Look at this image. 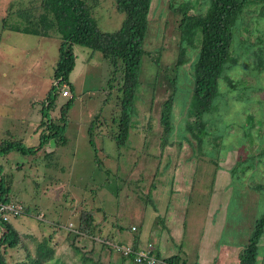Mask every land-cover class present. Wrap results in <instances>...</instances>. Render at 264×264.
Returning <instances> with one entry per match:
<instances>
[{
	"label": "rangeland",
	"instance_id": "obj_1",
	"mask_svg": "<svg viewBox=\"0 0 264 264\" xmlns=\"http://www.w3.org/2000/svg\"><path fill=\"white\" fill-rule=\"evenodd\" d=\"M189 1L191 0H152L146 47L148 50L162 47L163 54L160 65L152 64L148 58L144 60L140 74V80L144 82L139 85L136 105L137 125L132 127L127 141L118 145L115 138L118 129H112L110 119H105L110 118L119 108L117 88L108 90L113 77L110 62L100 51L75 45L76 66L70 75L74 83L75 98L68 110L67 125L62 137L64 141L58 140L61 144L50 141L44 150L52 154L46 158L44 150L36 155L12 152L7 167L14 178V193L26 202H31L32 207L41 210L37 216L45 213L44 217H47L46 209H49L48 217L53 219L52 223L57 222V217L61 215L62 226L76 224L80 210L93 209L96 223H101L104 234L125 242V248H130L129 244H133V226L137 230L138 226L141 228L145 245L149 241L154 243L155 237L164 229L162 224H165V236H174V229L177 227L180 235L184 233L183 245L187 253L183 256L188 260L194 261L200 247L206 246L209 241L211 252L218 255L215 258L216 264H238L239 252L244 247L246 237L244 234L241 237L239 234H231L230 227L234 224L247 233L254 225L256 215L260 217L264 213V192H258L257 188L252 187L253 183L264 182L263 166L243 169L244 175L236 181L230 172L247 152L245 137L238 136L242 133L239 123L244 120L245 108L254 104L252 112L258 118L261 117L258 111L264 115V67L254 57V51L259 45L250 44L252 39L259 41V36L264 37V17H261V6L256 3L246 9L243 21L251 24L248 27L256 36L252 38L248 33H243V38L248 37V46L252 48L248 55L244 44L237 42L239 32L236 31L232 52L239 54L242 51L243 56L241 60L238 59L237 67L227 71L228 77L240 84L232 88L226 79H221V90L216 99L218 110L205 116L207 128L202 143L203 152L215 150L212 142L216 135H226L228 142L235 143L231 151L219 156V161L215 159L220 165L218 168L216 163H204L192 155L190 144L185 148L181 146L180 142L186 144L184 137L175 134L170 138V143L165 145L160 135L163 131L161 111L172 93L177 92L173 112L178 129L184 130L183 127L189 121L187 102L194 83L195 51L189 50L192 55L180 68L176 65L181 40L178 29L181 14L178 9L180 4ZM262 2L264 4V0ZM30 3L32 4L31 0H0V27L5 16L10 17L11 21L20 20L22 17L19 12L27 11L25 8ZM91 3L99 28L103 31L113 32L122 26L125 14L118 11L112 0H95ZM189 13L198 12L192 8ZM22 14L26 15L25 12ZM60 44L58 34L44 37L13 30L2 32L0 145L15 138H23L29 146L39 143L35 130L40 123L42 100L54 82ZM176 74L178 79L175 81ZM243 87L250 98L239 101L240 95L247 97ZM63 89L67 90V96L73 93L68 85ZM109 92L112 94H108ZM66 98L62 96L58 105ZM260 100L261 107L257 103ZM57 112L60 117V107L53 111L54 114ZM260 119L262 118H259L256 128L263 129L264 117L262 121ZM92 121L99 125L93 133L94 146L90 143L89 133ZM230 122H235L236 125ZM147 123L152 128H148L150 125L142 126ZM183 134L186 135L185 131ZM239 142L241 144L236 145ZM159 154H163V157L152 189L149 184L152 183L156 163L151 155H154L157 162ZM0 161L8 160L1 156ZM204 171L207 172V177L205 173L200 174ZM215 171L217 180L213 193L208 184L214 178ZM138 183L140 187L137 186ZM198 191L199 198L193 201V196L196 198ZM203 201L205 207L202 212L198 209L191 210L195 203L201 205ZM180 206L181 209L190 206L186 218L184 213L182 216L175 213ZM184 211L186 212L185 209ZM228 213L233 221L228 219ZM159 214L162 216L161 221L158 219ZM239 214L242 217L237 222ZM22 220L24 225L23 222H16L17 227L22 230L37 226L34 223L38 222L36 218L25 216ZM115 223L123 227L122 231L118 227L114 228ZM59 236L63 238L66 234L60 233ZM261 239L263 242L260 243L259 259L260 264L261 260L264 264V235ZM200 240L203 242L199 243ZM171 246L174 248V244ZM17 254L16 259L21 258L22 255Z\"/></svg>",
	"mask_w": 264,
	"mask_h": 264
},
{
	"label": "trees",
	"instance_id": "obj_2",
	"mask_svg": "<svg viewBox=\"0 0 264 264\" xmlns=\"http://www.w3.org/2000/svg\"><path fill=\"white\" fill-rule=\"evenodd\" d=\"M93 1L95 0H31L32 4L30 3L25 8L27 11L19 12L22 17L20 20L11 21L8 16L2 18L0 43L2 32L13 30L44 37L58 34L61 44L54 82L42 100L40 123L35 130L39 143H33V146H29L23 141V138H15L0 145V157L5 156L8 160L0 161V264H200L197 261L188 260L181 253L167 256L159 250L158 244L150 241L143 245L144 241L139 226L136 232L133 231V244L128 243L131 251L125 253L122 249L125 242L104 234L101 223H96L93 209L83 208L80 210L77 223H70L69 226L64 227L61 224V215L57 217L55 223H52L53 219L48 217L50 216L49 209H46L47 217H44L45 213L42 216L40 214L37 216L41 210L32 207L31 202H26L14 193V178L9 174L11 170L7 167V162L11 161L9 155L15 151L23 155H36L45 148L48 142L54 140L61 144L62 142H58V140L64 141L62 137H64L67 125L68 110L75 98L74 83L70 79V75L76 66L75 45L88 47L92 51H100L103 57L110 62L113 77L110 80L108 90L113 91L117 88L116 99L119 108L117 112L111 114L110 118L104 117L110 119L112 129L115 127L118 129L117 133L115 132L118 145L128 140L132 127L134 124L137 125L135 120L136 105L139 99V85L144 82L142 79L140 80L144 60L148 58L152 64L160 65L163 54L162 47L154 50H148L146 47L152 0H112L118 11L125 14L122 26L113 32L103 31L99 28L91 3ZM253 3L261 6V17H264L262 0H191L188 3L180 4L178 9L181 14L178 25L181 40L176 65L180 68L187 62V59H190L192 54L189 50H194V56L196 55L193 60L192 94L187 102L189 121L183 127L184 130L178 129L173 112L177 92L172 93L164 102L161 111L163 131L160 135L165 145L170 143V138L175 134L184 137L186 144L180 142L181 146L185 148L190 144L192 155L198 157L200 161L203 160L204 163L214 162L217 167L219 164L216 160L219 159V156L231 151L235 143L228 142L226 135L219 137L216 135L212 142L215 150L203 152L202 143L207 128L205 116L218 110L216 99L220 94L221 79L222 81L226 79L232 88L238 87L240 84L228 77L227 71L237 67L238 59L241 60L243 56L242 51L239 54L235 51L232 52L236 31L239 32L237 42L244 44L248 49V55L252 49L248 46V37L243 38V33H248L252 38L256 35L248 27L251 24H245L243 21V15L248 6ZM192 8L196 9L198 13L190 14ZM24 12L26 15L22 14ZM262 30V35H264V29ZM250 44L259 45V48L254 51V57L260 66L264 67V37L259 36V41L252 39ZM259 69L260 67L257 68V70ZM174 78L176 81L178 74ZM65 85H68L73 92L72 96L63 94ZM243 90L247 97L243 98L246 95H240L239 101L250 98L245 92V87ZM108 94H112V92ZM62 96L67 98L59 106L58 102ZM257 103L261 107V100ZM253 105L245 108V121L239 123V130L242 133L237 131L239 138L243 135L242 137L246 139L247 152L243 159L238 160L237 166L232 170L230 169L232 176L235 177L234 181L244 175L243 169H253L255 166L262 165L264 173V123L263 129L261 127L256 128L259 118L263 119L264 115L258 111L257 113L261 115L258 118L252 112ZM59 107L60 117H58V112L53 113ZM262 119L260 120L262 121ZM230 123L236 125L235 122ZM147 125H150L148 128L152 126L150 123L142 126L147 127ZM97 126L99 125L95 121H92L89 126L90 143L93 146V133ZM146 130L148 131V129ZM184 131L186 135L183 134ZM239 144L241 143H236V145ZM44 152V158L52 154V152L45 150ZM206 153L210 155H206ZM158 157L156 162L154 155H151L156 163L152 183L149 184L152 189L154 188L153 181L156 180L160 170L163 154H159ZM203 173L207 177V172H200V174ZM215 177L216 171L214 178H211V183L208 184L211 190L216 184L217 178ZM137 186L140 187V184L138 183ZM243 186L239 189H242ZM252 187L257 188L256 191L258 192H264V182L253 183ZM211 192L214 193L215 191L212 190ZM235 193L238 194V191ZM198 198L199 191L196 198L193 196V201ZM239 205L238 203L237 208L240 211ZM3 206H14L15 209L10 210L3 208ZM25 216L36 218L38 222L34 223L37 226L27 230L18 228L16 222H23L22 218ZM161 217L159 214L158 219L160 220ZM241 217L242 214H239L236 221L240 222ZM228 219H231L229 213ZM231 221L233 220L231 219ZM162 226L166 231L167 225L162 224ZM117 227L122 231L123 227L115 223L114 228ZM164 229L161 232L162 237L165 236ZM229 231L234 235L239 234V237L243 234L246 237L244 247L239 252L238 264H260V243L263 242H261V238L264 235V213L260 217L256 215L254 225L247 233H245V229L243 232L234 224ZM60 233H65L66 236L60 238ZM143 251L149 253L147 256H154L156 262L151 263L148 257L142 256ZM16 253L21 254V258L16 259ZM262 262L261 260V264Z\"/></svg>",
	"mask_w": 264,
	"mask_h": 264
},
{
	"label": "crops",
	"instance_id": "obj_3",
	"mask_svg": "<svg viewBox=\"0 0 264 264\" xmlns=\"http://www.w3.org/2000/svg\"><path fill=\"white\" fill-rule=\"evenodd\" d=\"M195 200H197V199H195ZM189 204H191V203H189ZM181 207L182 206H180L179 208L177 207L175 210V213L180 215V216H182V214L184 213V217L186 218V213H188L187 209L190 206H184L182 209H181ZM193 207H191V210L198 209L199 212H202L203 208L205 207V201H203L201 205L195 203L193 205ZM184 209L186 210V212L184 211ZM197 217H198V214H197ZM178 230H179L178 227H177V229H174V233H175L174 236H171V235L167 236L166 235V236L162 237V234H160V235L155 237L154 243L158 244L160 246L159 250L162 253L166 254L167 256H171L173 254H178V253H181L182 255H184L187 253L186 247H184V245H183L184 233H182L180 235V231H178ZM161 237H162V239H161ZM201 242H203V241L200 240L199 243H201ZM173 244H174V248L171 246ZM209 246H210L209 241L206 242V246H201L200 249L198 250L199 253H198L197 257L193 262L197 261L200 264H211V263L215 262V258L218 255H215L214 251L211 252V249L209 248ZM226 263L227 262H224V264H226Z\"/></svg>",
	"mask_w": 264,
	"mask_h": 264
},
{
	"label": "built area",
	"instance_id": "obj_4",
	"mask_svg": "<svg viewBox=\"0 0 264 264\" xmlns=\"http://www.w3.org/2000/svg\"><path fill=\"white\" fill-rule=\"evenodd\" d=\"M63 94L64 95H69L68 94V92H67V90H65L64 92H63ZM3 208H8V209H15V207L14 206H3ZM133 229H135V227H133ZM122 249H124V251H125V253H129V251H131V248H125V246L123 245L122 246ZM144 253H141V255L142 256H145V257H148L149 258V261L152 263H154V262H156V259H155V257L153 256V257H151V256H147V255H149V253L148 252H146V251H143Z\"/></svg>",
	"mask_w": 264,
	"mask_h": 264
},
{
	"label": "clouds",
	"instance_id": "obj_5",
	"mask_svg": "<svg viewBox=\"0 0 264 264\" xmlns=\"http://www.w3.org/2000/svg\"><path fill=\"white\" fill-rule=\"evenodd\" d=\"M64 91H65V90H64ZM64 91H63V92H64ZM70 96H72V94H71ZM48 143H49V142H48ZM48 143H47V144H48ZM47 144H46V145H47ZM45 147H46V146H45ZM44 149H45V148H43L42 150H44ZM42 150H41V151H42ZM133 227H135V229H133ZM133 227H132V231H136V230H137V227H136V226H133ZM136 259H137V258H136Z\"/></svg>",
	"mask_w": 264,
	"mask_h": 264
}]
</instances>
